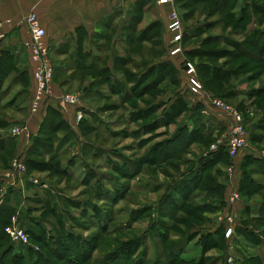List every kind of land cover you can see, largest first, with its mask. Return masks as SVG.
<instances>
[{
	"label": "rangeland",
	"instance_id": "rangeland-1",
	"mask_svg": "<svg viewBox=\"0 0 264 264\" xmlns=\"http://www.w3.org/2000/svg\"><path fill=\"white\" fill-rule=\"evenodd\" d=\"M216 2L217 0H176V2L174 0L171 4L169 11L177 12L184 28L181 39L182 53L175 60L170 59L168 48L173 46L172 42L176 33L170 28L163 30L164 27L161 33L159 26L153 27L162 16L161 11L158 13V0H152L146 11H139L137 14L139 19L134 21L140 33L143 29L152 27L150 35L154 36L151 41L133 45L130 48L120 39L118 40V34L123 32L124 27L122 28L121 25L124 24V19H127V14L124 19H122L124 16H120V20L118 19L119 21L106 31L104 50L97 60L95 69L91 71L75 69L68 58L49 57L52 72L45 90L52 92L56 87L59 91L60 99L70 113L71 127L76 134L74 141L69 146L61 148L62 154L59 156L54 152L59 140L57 139L58 143L55 144L54 149L50 148L52 142L50 143L49 140L53 137L60 139L59 136H63L64 133L43 132L36 141L35 152L29 155L32 162L37 163L36 166L25 165L26 173L20 176L14 174L15 177L10 172L19 155L16 150L17 145L0 153V207L10 205V217H16L17 224L23 227L24 231L34 228L38 234H42L39 242L29 238V244L26 246L15 244L16 252L24 253L27 257L29 254L30 259L27 262L38 259L27 252L26 248L32 247L33 250L43 252L44 259L48 261L47 264H102V262L114 264L107 261L106 257L115 250H121L116 261L118 264H134L135 260H139L141 264L146 263L147 260L146 264H154L158 255L166 261L171 247L179 241L182 242L178 251L174 253L175 257L183 248L182 256L187 260H193L199 259L202 254L196 245L198 237L217 231H223V233L213 235L210 244L218 241L219 243L215 245L216 247L210 248L207 253L205 252V264H218L216 259L223 253L220 246L224 243L229 249H225L222 263L234 258L235 262L241 264L242 254L259 255L264 260V245L259 248H250L246 245L245 238L238 235V230L243 227L242 220L258 216L256 213L247 216L244 213L246 208H258L264 203V169L256 165L250 166V163H246V166L242 168L244 155L237 157L232 164L225 159L219 161L203 173L201 184L194 191L197 197L187 202L183 209L176 211L167 205L169 192L173 186L179 184L181 175L189 173L199 159L211 153L213 143L193 144L180 151H178L181 147L179 144H171L166 150L165 142L177 131L179 125L183 126L185 121L187 122L186 115L182 114L173 124L160 127L154 125V129H146V132L142 134L145 143L142 148L137 149L138 141L134 136L138 132V126H143L142 124L147 126L157 119L160 120L163 111L156 110L148 120L128 122L130 111L140 110L155 102L171 104L177 96H182L195 105L201 97L196 96L192 91L191 88L194 86L203 93L202 95L230 106L249 122V147L244 154H253L251 149H255L254 155L264 158V140L260 144L254 143L250 135L251 131L252 134L264 138V130L257 129L259 124L264 126V68L262 62L260 63L259 46L253 48L248 44L245 36L249 32L245 33L241 25L234 22L231 11H220ZM258 2L264 4V0H258ZM133 13H135L134 9ZM203 23L211 25L199 36L191 38L189 34ZM223 38L225 40H220ZM232 43L237 44L239 48ZM125 49H129V52ZM199 51H211L213 55L198 54ZM116 54L123 60L128 59L122 67L118 65V70L121 68L123 70L119 76L128 87L135 85V76L145 73L150 65L169 59L180 69L181 84L176 88L177 85L172 84L168 77L157 78L160 71H157L155 66V74L138 84V91L143 90L142 96L137 98L134 96L124 102L121 99L125 97V94L111 93L103 74H99L103 68H111L114 65L112 57ZM206 63L224 70H235L236 75L210 81L202 68ZM56 64L63 66L65 71L57 72ZM188 66L192 67L190 71L186 69ZM161 73L163 74L164 70ZM15 76L14 72L5 76L7 84L3 90L8 88L9 82ZM39 80L38 74L32 70L30 84L24 81L14 90L10 87L7 96L0 103V139L8 138L15 129L19 130L21 137L18 138L17 149H20V152L24 147L26 149L25 145L30 141L28 138L30 114L38 113L35 106L42 92ZM23 90H29L28 94L21 93ZM234 90L242 93L233 95ZM93 91H97L98 94L89 96ZM69 98L71 102L67 101ZM205 115L212 119L210 121L217 130L220 126L226 125L223 117L221 125L218 122L220 120L218 115L211 113ZM17 119H21V123L13 121L10 125L4 126V122L7 124L6 121ZM84 119L88 123L86 126L82 124ZM37 126L38 122L31 129ZM112 133L117 135L114 136ZM225 134L226 130L216 137L214 143ZM85 146L103 150L102 158L96 161H89L90 159L87 158L93 165L86 164L83 158ZM153 151L159 152L155 154L156 156L150 157ZM24 152L25 150L20 153L21 157L25 155ZM165 152L167 154L164 160L159 163L160 157ZM117 154L124 159L117 157ZM146 157L148 159L145 160ZM73 159L77 162L74 167L68 163ZM233 164L236 168L234 170L231 169ZM89 170L97 172L99 176L98 179H90V189L81 184L83 179L86 180L89 177H87ZM244 170L250 172L253 178V184L247 180L251 179L250 176H247L244 181V191L250 193L248 197H242L239 192L240 183L245 175ZM97 181L100 182L102 189L106 190L104 193L101 192L103 198L105 196L102 201L95 200L98 196L95 195ZM217 181L227 187L224 197L225 206L221 205V209L218 207V210L212 212L200 210L206 204L210 205L217 200V196L208 189V186ZM236 193H238V199ZM38 198L40 201H47L46 206L39 203ZM233 198L236 200H232ZM87 202L95 204L96 208L89 209V212L85 211L84 214L81 204ZM73 203H78L79 206ZM53 208L64 222V229L57 226L58 233L52 231V226L56 225V218L51 212ZM138 212L141 213L138 214ZM229 217H232L233 221L228 222ZM6 218L5 214L0 218V230L5 227L3 222ZM159 219L170 225L168 228L164 225L156 227L164 229V236H159L158 230L150 233L148 242L146 240L144 243L147 248L149 246L148 252L147 249L145 251L141 249L136 253L135 246L129 244V241L142 237L152 224L154 226L157 224L155 221ZM36 223L40 225V228L34 226ZM10 225L5 228L7 229ZM106 227L107 230H105ZM227 227L233 228L235 233L226 236ZM246 227L250 230L255 228L264 236L262 227H254V223L248 226L246 224ZM5 228L4 231L7 234ZM68 233L76 236L68 240V245L70 244L73 252L80 251L81 248L90 249L85 255L81 253L75 256L71 263L66 260L67 252L61 245ZM187 234L192 237L198 235V237L188 244L184 242L186 239H182ZM223 234L225 239L222 237ZM30 236L32 237V232ZM9 242L7 236L2 244ZM2 244L0 242L1 246ZM155 247H158V255ZM237 250H240V253Z\"/></svg>",
	"mask_w": 264,
	"mask_h": 264
},
{
	"label": "trees",
	"instance_id": "trees-1",
	"mask_svg": "<svg viewBox=\"0 0 264 264\" xmlns=\"http://www.w3.org/2000/svg\"><path fill=\"white\" fill-rule=\"evenodd\" d=\"M147 4L148 2L146 0H139L135 3L134 7L129 13L130 20H129L128 26L123 29L120 40L123 43L127 44L130 48L133 45H139V44H142L143 42L151 41L154 36V35L153 36L150 35V29L152 27L151 28L147 27L143 29L140 33L138 29L136 28V23H134L135 20L139 19L137 15L138 12L146 11ZM216 4L218 5V8L220 11H227V10L231 11V15L233 17L234 22L236 24H240L243 30L245 31V33L249 32V34L245 36V39L247 40L248 44H250V46H252L253 48H257L259 46V53L261 54L260 63L262 62V67L264 68V4L259 3L258 0H217ZM133 9L135 13H133ZM210 25L211 24L203 23L202 26H198L197 28H195V31L193 30L191 34L189 33L188 34L191 38H195L199 36L200 34H202ZM158 26L161 29V33H162V23L159 20L153 25V27H158ZM220 40H225V39L223 38ZM233 45L236 48H239L237 44L234 43ZM78 50L79 52H78L77 60L82 61L78 65L79 69H81L80 68L81 66L87 67V68H82V69H85L86 71H89V70L91 71L92 69H95L96 63L94 62H91L89 66L86 65L87 60L83 56H86V55L92 56V54H86L85 52H83V47L80 45L79 42H78ZM125 50L129 52V49H125ZM201 53H205L206 55H213V52L211 51L210 52H205V51L198 52V54H201ZM112 58L114 59V62H113L114 65L111 68L110 67L103 68L99 74L100 75L103 74L105 82L109 84L108 90L111 93L117 94V95H120L121 93L125 94V97L121 99L124 102L129 101L134 96L136 98L142 96L143 90L138 91V84L143 83L147 77L154 75L156 72V68H157V71H160L157 74V78L159 77L167 78L168 77V79H170V82L172 84L177 85L176 88L179 87V85L181 84V77H180V71H179L180 69L177 68L169 59L170 62H168L169 60H165V61L159 62V64L150 65L145 73L138 74L137 76H135L136 84L131 87H128L119 76V73H122L123 71L122 68L118 70V65L122 67L124 64L128 62V59L123 60L117 54ZM202 68H204L203 70L204 72L206 71V74L209 77L210 81H214V80L217 81V80H220L222 77L226 78L229 75H236L235 70H224L222 68H219L218 66L215 67L213 65H208L207 63L203 64ZM162 70H164L163 74L161 73ZM13 72L16 73L17 78L15 77L16 79L14 78L13 80H11L13 81L11 85H14L18 81L17 79L21 80L22 83H24L25 81L26 84L27 83L30 84V78L28 74L26 72L20 73V70L18 68V61L17 59H15L12 52L10 50H3L0 54V103L7 96V92L10 88L9 86L7 89L3 90V87L5 86V83L7 82V79L5 76ZM95 83H97V81ZM23 93L27 95L28 90ZM240 93L242 92L239 90L233 91V95H237ZM97 94H98L97 91H93L92 94H89V96L97 95ZM204 108L206 107L201 99H199L198 102L195 105H193L190 102H188L184 97L177 96L171 104L155 102V103L147 105L145 108H141L140 110L130 111L129 116H128L129 123H134L136 120H148L150 119L152 114L156 112V110L163 111V114L160 117V120L157 119V121H154L152 124L150 125L148 124L147 126L144 124H142L143 126H138L139 127L138 132L134 136L136 138V141H138V143L136 144V148L138 149V148L143 147L145 140L142 138L143 137L142 134L146 132V129H154L155 128L154 125H157L158 127H160L161 125L165 126V125L173 124L179 116H182V114L186 115L185 117H187V122L185 121L183 126L179 125L177 131L172 136H170V138L165 142V149L171 144H175V145L179 144L181 147H179L178 151H180V150H184V148H186L187 146H190L193 144L214 143L216 137H218L220 133L224 132L225 130L227 131L226 129L227 127L220 126V128L217 130V128H215L210 121L212 119L205 115ZM246 123L248 124V130H250L249 122L246 121ZM82 124L86 126L88 124L87 120L84 119ZM6 125H9V124L8 123L5 124L4 122V126ZM87 128L92 129L90 126H87ZM257 129L258 131L264 130V126L262 125L260 126L259 124ZM43 132H46L47 134L64 133L63 136H59L60 139L53 137V138H50L49 140L50 143L52 142V144H50L51 145L50 148H53V149L55 147V144L59 142L58 146L56 147V150L54 149L55 154H58L59 156L60 154H62L60 152V149L63 147L69 146L71 142L74 141V138L76 137V134L73 131L72 127L70 126L68 122L64 120L63 116L58 111L49 107L47 109V114L41 124L38 135L32 138L31 145L29 146V148H27L25 155L22 157L18 156L17 158L18 160H22L26 166H30L31 164L34 165V167L36 166L35 164L37 163L34 161L32 162L29 155L35 152V147L37 145L36 141L38 140L39 136ZM113 135L115 136L117 134H113ZM250 135H251V141L254 143L256 142L257 144H260L264 140L263 137L261 136L258 137V135L252 134L251 131H250ZM57 139L59 140L58 142H56ZM6 142L8 143L2 144V146L0 147V153H3L7 151L9 148H12L14 145H16L15 141L11 139L9 140L7 139ZM0 144H1V141H0ZM254 150L255 149H251V152H253V154L252 153H248L246 155L244 153L241 154L242 156L244 155L242 158V164H241L242 168L246 166V163H250L249 164L250 166L256 165L264 169V158L256 157L254 155ZM159 151H153L152 154L150 153V157H153V155L157 154ZM83 153H84L83 158L85 159L86 164H91L89 163V161H96V160L101 159L104 151L101 149H94L93 146H89V147L85 146V148H83ZM166 154L167 152L163 153V155L160 157L159 163L164 160ZM117 155H118L117 157H119L120 159H124L119 154ZM87 158L88 160L89 159L90 160L88 161ZM146 159L148 158L146 157L145 160ZM224 159L227 160L228 163L230 162V164H232V159L230 158V155H229V152L226 146H221L217 152L209 153L207 156H203L201 159H199V161L195 163L192 170L189 173L187 172L188 174L186 173L185 175H181L182 178L180 179L179 184L177 186L172 187L171 192H169L168 194V204L167 205L170 208H174L176 211L183 209L187 202L197 197L196 195H194V191L197 188V186L201 184V178L205 170H207L213 164H216L219 161H223ZM75 160L74 159L70 160L68 162L69 165L72 167L76 166L77 162ZM152 160L154 161L153 158ZM83 166L85 167L86 165H83ZM66 173L68 172L66 171ZM88 173L89 174L87 175V177L88 176L89 177L87 179L85 178L86 180L83 179L81 184L86 185V187L90 189L91 187L90 181L92 179H98L99 176H98V173L93 170H89ZM243 174L245 175L243 176L242 182L240 183L239 192L242 197H248L250 193L247 191H244V181L247 176H250L251 179H247V180L253 184L252 182L253 178L250 172H247L244 170ZM96 187H97V191L95 195L97 194L98 196L96 197L95 200H98V201L104 200L105 196L103 198V195L101 192L104 193L106 192V190L102 189L99 181H97ZM208 189L212 192V194L217 196V200H214L212 203H210V205L206 204L200 210L212 212V211L218 210L217 209L218 207L221 209L222 208L221 205L225 206L226 202L224 200V197L226 196V191H227L226 185L217 181L215 183H212L210 186H208ZM38 202L39 203L41 202L45 206L47 204V201L44 202V201L39 200ZM73 205L79 206L78 203H73ZM81 205L83 206L82 208L84 210V214H85V211L89 212V209L95 210L96 208V205L92 204L91 202H87L86 204H81ZM211 207H214V208H211ZM51 212L56 218V225L52 226V231L58 233L57 231L58 225L62 229H64L63 218L59 214H57L58 212L56 211L55 208H53ZM140 213L141 212H138V214ZM244 213L247 216L249 215L251 216L256 213L258 216L253 219L242 220L243 227L238 230V235L245 238L246 245L249 246L250 248H259L262 245H264V236L260 233V231L256 230L255 228H253L252 230H250V228L248 229L246 227V224L248 226L249 224L254 223V227H258V228L262 227L264 229V220H263L264 219L263 218L264 217L263 216L264 215V203L263 205H260L258 208H252V207L246 208ZM3 214H5L7 217L6 220L3 222V225L6 227L11 224L12 217H10L11 216L10 205L7 204V206L4 205L0 207V218L3 216ZM155 222L157 224H155V226L154 224H152V226H150V228L147 230L146 234H144L142 237H139L137 240H134V241H129V244H132L133 246H135L136 253L141 249H143L144 251L147 249V252H148L149 246L147 245L148 246L147 248L144 245V243L146 240L148 242L149 240L148 235L150 233H154L155 231L158 230V232L160 233L159 236H162V237L164 236V229L156 228L158 227V225H164L165 228H168L170 226L169 223L167 224L161 221L160 219ZM37 223L34 226L36 228H40L39 227L40 225H38ZM4 228L0 230V242L1 244L5 242V239L7 238V236L10 242L7 244H2V246L0 245L1 246L0 264H47L48 263V261L44 259L42 255L43 252L41 250H40L41 252L33 250L32 247H27L26 248L27 252L34 255L36 259L38 257V259L33 262L31 261L27 262L30 259L29 254L27 257L26 255H24V253L16 252L17 249H16L15 244L17 243H14L11 240L9 235L5 233ZM105 230H107V227L105 228ZM30 232H32V237L30 236ZM26 233L29 235L30 239L32 238L33 240L37 242L40 241L41 236H42V234H38L34 230V228H28L26 230ZM218 233H223V231L221 232L217 231L215 233L209 232L208 234L202 235L200 238L198 237V235H195L192 237L191 235L187 234L184 238H182L183 240L186 239L184 240V242L189 244L196 237H198V241L196 245L202 251L201 252L202 254L199 259L187 260L186 258H184V256H182L183 248H181V253H180L181 255L176 254L177 257H175L174 253L178 251V248L180 247V244L182 242V241L181 242L179 241L177 243H174V246L171 247L172 249L169 251L168 256H166L167 258L166 261L160 258V256L158 255L159 253L158 247H155L158 257L157 259L154 260L155 262L154 264H205L206 262L205 252L207 253L210 248L216 247L215 245H218L219 243L218 241L217 243L211 242L210 244L211 239L214 237L213 235H216ZM75 237H76L75 234L68 233L66 238L62 241V244H61L65 252H67L65 254L66 260L69 261L70 263L74 261L75 256L77 255L79 256V254L81 253H84L85 255L90 250V249L84 250V248H81L80 251L73 252L71 247L69 246L70 244L68 245V240L75 238ZM222 237L223 239H225L224 234ZM17 245H20L22 247L26 246L23 244H17ZM227 248L228 246L225 243L220 246V250H223V253L219 256L220 258L216 259V261H218V264H240L238 262L229 263L227 261H224V263H222L224 251L225 249L227 250ZM120 251L115 250L113 253H111V255L106 257L107 258L106 260L109 261L110 263L118 264V262L116 261L119 257L118 256L119 253H121ZM237 251H239L240 253V250H237ZM89 254H91V252ZM241 256H243L241 260L243 262L241 264H264L263 258L259 255L253 256L252 254H249V255L242 254ZM146 263H148V260ZM146 263H143V264H146ZM102 264H106V262H102ZM134 264H141V263L139 260H135Z\"/></svg>",
	"mask_w": 264,
	"mask_h": 264
},
{
	"label": "crops",
	"instance_id": "crops-1",
	"mask_svg": "<svg viewBox=\"0 0 264 264\" xmlns=\"http://www.w3.org/2000/svg\"><path fill=\"white\" fill-rule=\"evenodd\" d=\"M137 1L139 0H0V35L3 36L0 40V54L3 50H10L18 61L20 73L26 72L31 79L33 64L29 59V52L27 50V45L31 40V34L28 26L25 24V20L29 14L36 13L41 26L47 32L46 41L52 59L57 57L68 58L71 61L70 63H72L71 65L75 69H79L78 65L82 62L81 60H77L79 42L83 47V52L92 54V56H83L87 60L86 65L89 66L91 61L97 64V60H99L100 54L104 50L106 31L110 26H113L120 20V16H124L122 18L124 19L128 14L127 19H124V24L121 25L122 28L127 27L130 20L129 13ZM146 1L148 2L147 9L152 0ZM170 7V3H160V0H158V13L159 11L162 12L159 21L162 23V27H164L163 30L165 28L166 30L169 29ZM117 13H119V15H116ZM121 34L122 31L118 34V40L122 36ZM170 59L175 60L174 57ZM80 68L87 67L81 66ZM55 70L57 72H64L65 68L56 64ZM15 77L17 78V75ZM17 80L18 81L14 85H11L13 81L9 82V86L11 89L13 88L12 90L18 88L19 85L22 84L21 80ZM6 84L7 82L5 85ZM25 91L26 90H23L21 93ZM60 96L59 91L54 87L51 98L47 101L46 105L39 110L38 113L30 114L31 117L28 121L30 124L28 125V138H30V141L25 145L26 149L25 147L23 149L25 152L31 145L32 138L38 135L49 107L58 111L63 116L64 120L68 122L70 126L72 125L70 123L69 110L60 100ZM204 109L205 114L211 113L212 115H218L220 118L218 122L221 125L223 124V120H221L222 117L227 124V117L220 111L210 109L209 107ZM13 121L21 123V119L9 120L7 123L10 125V122L13 123ZM37 122L38 126L31 129ZM31 136L33 137L31 138ZM20 137L21 136L14 137L10 134L8 138L0 139V147L2 144L8 143L6 142L7 139H11L15 141L18 148V138ZM17 148L16 150H18L19 153L18 156H20L23 150L20 152V149ZM6 174L9 176L8 173H5V175ZM228 262L235 263V260L234 258L233 260L230 258Z\"/></svg>",
	"mask_w": 264,
	"mask_h": 264
},
{
	"label": "built area",
	"instance_id": "built-area-1",
	"mask_svg": "<svg viewBox=\"0 0 264 264\" xmlns=\"http://www.w3.org/2000/svg\"><path fill=\"white\" fill-rule=\"evenodd\" d=\"M160 3H170L173 4L174 0H160ZM171 20V22H170ZM25 24L28 26V29L31 34V40L27 45V50L29 52V59L33 64V72H36L39 77V82L41 84V94L39 100L36 101L35 110H41L51 98L52 92L50 90H45L47 83L51 78V62H50V53L49 47L46 41L47 32L41 26L39 18L36 13H31L27 16ZM1 28V23H0ZM169 28L176 33L173 38V46L168 48L170 58H176L182 53L181 48V39L183 35V25L178 18L176 11L170 12L169 14ZM3 38L0 35V40ZM192 67L188 66L186 69L191 70ZM192 91L196 96H200L201 100L205 106L210 109H215L220 111L227 117V133L219 139L216 143H213L210 152H217L221 146H226L232 161L237 159L242 153L248 150V140H249V130L248 124L245 119L233 108L225 105L219 100L210 98L209 96L202 95L203 93L192 86ZM202 93V94H201ZM61 100V99H60ZM62 101V100H61ZM71 102V98L67 100ZM63 102V101H62ZM73 104H76L73 102ZM77 105V104H76ZM75 105V106H76ZM81 120V118H80ZM14 137L19 136V130L15 129L12 134ZM231 169H236L235 164ZM26 173L25 164L22 160L16 159L10 174H17L18 176L24 175ZM9 174V176H10ZM16 175H14L15 177ZM236 198L238 199V193H236ZM236 200V199H232ZM234 202V201H233ZM233 221V218L229 217L228 222ZM7 234L14 243L27 245L29 244V235L24 231L19 224H17L16 217L12 218L11 225L6 229ZM233 234V228H228L225 230L226 236H231ZM230 261V260H229Z\"/></svg>",
	"mask_w": 264,
	"mask_h": 264
}]
</instances>
